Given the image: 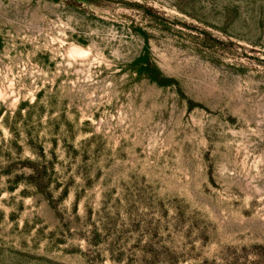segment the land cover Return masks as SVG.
<instances>
[{"label":"rangeland","instance_id":"rangeland-1","mask_svg":"<svg viewBox=\"0 0 264 264\" xmlns=\"http://www.w3.org/2000/svg\"><path fill=\"white\" fill-rule=\"evenodd\" d=\"M0 264H264V0H0Z\"/></svg>","mask_w":264,"mask_h":264},{"label":"bare ground","instance_id":"bare-ground-1","mask_svg":"<svg viewBox=\"0 0 264 264\" xmlns=\"http://www.w3.org/2000/svg\"><path fill=\"white\" fill-rule=\"evenodd\" d=\"M74 47H75V46H74ZM72 51H73V52H78V49H77V48H73ZM81 51H82V50H81ZM83 51H84V50H83ZM69 54H70V52H69Z\"/></svg>","mask_w":264,"mask_h":264}]
</instances>
